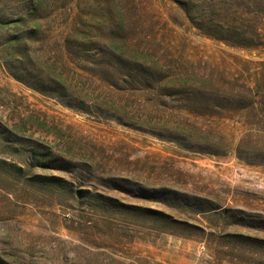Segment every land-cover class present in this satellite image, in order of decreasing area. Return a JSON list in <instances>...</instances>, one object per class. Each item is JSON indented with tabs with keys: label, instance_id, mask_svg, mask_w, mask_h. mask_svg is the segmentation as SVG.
Returning <instances> with one entry per match:
<instances>
[{
	"label": "rangeland",
	"instance_id": "obj_1",
	"mask_svg": "<svg viewBox=\"0 0 264 264\" xmlns=\"http://www.w3.org/2000/svg\"><path fill=\"white\" fill-rule=\"evenodd\" d=\"M0 264H264V0H0Z\"/></svg>",
	"mask_w": 264,
	"mask_h": 264
}]
</instances>
